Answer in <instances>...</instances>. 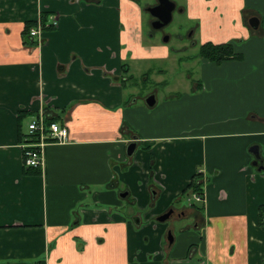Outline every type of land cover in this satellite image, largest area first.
Here are the masks:
<instances>
[{
	"label": "crops",
	"instance_id": "0c3cea01",
	"mask_svg": "<svg viewBox=\"0 0 264 264\" xmlns=\"http://www.w3.org/2000/svg\"><path fill=\"white\" fill-rule=\"evenodd\" d=\"M180 3L199 20L201 45L231 41L242 57L221 65L180 58L204 63L192 83L203 92L199 102L147 112L129 86L143 78L147 85L156 71L140 78L133 71L138 62L169 56L168 47L147 42L139 0H0V264H264V0ZM42 16L59 25L38 44L24 32ZM218 74L229 77L230 92L209 99L204 78ZM209 108L248 115L208 123ZM42 115L67 127L69 139L47 147L44 170H28L22 145ZM131 143L137 149L128 158ZM196 166L204 209L177 210H200L202 223L186 215L192 225L167 247L165 226L146 221L180 200ZM148 182L158 192L151 214ZM201 226V246L191 238L179 249Z\"/></svg>",
	"mask_w": 264,
	"mask_h": 264
},
{
	"label": "rangeland",
	"instance_id": "374dc122",
	"mask_svg": "<svg viewBox=\"0 0 264 264\" xmlns=\"http://www.w3.org/2000/svg\"><path fill=\"white\" fill-rule=\"evenodd\" d=\"M176 3L177 9L173 13V20L172 22L165 27L163 30H158L154 36L149 37L147 36V42L152 41L155 43H160L167 48V53L169 56V59L166 60H158V61H141L138 62L135 66V69L133 71L134 75L137 78L142 77V75L147 73L148 70L154 69L156 72L151 77V82H149L147 85L137 83H131L129 88L130 90L134 91L135 96L134 99L137 100V107L142 108L146 110L147 112H152L155 109L162 110L163 105H167L168 103L175 104L177 107H183L188 106L191 104H194L196 102H199L200 98L199 96L203 93L201 90L199 91H192V83L193 80H201V76L203 72L205 71L202 64H204L201 61H184L183 63H179L178 60L180 58L184 59L188 56L191 57V55H195L198 53L199 48L201 46V40L199 38V35L196 32L195 37L194 33L192 32L194 30H197V25L199 20H191L188 13L184 10L182 4L183 0H172ZM142 7H145L147 5L151 6L157 3V0H139ZM144 29L145 32L148 34V32L151 29L150 25V15L144 13ZM192 34V36H190ZM169 37L170 40L168 43L164 42V38ZM231 42V41H228ZM163 71L160 75L157 74V71ZM208 81L210 88V97H212L211 93L213 91L216 97H222L223 93L225 91L230 92V84L228 76H223L221 74H218L217 76L213 77H205L203 84ZM161 82H165L164 85L159 84ZM207 83V82H206ZM155 95L156 97V105L154 107H149L146 103V100L148 96ZM226 96V95H224ZM230 96V95H229ZM229 96L227 98H224L223 100H230ZM208 99V101H209ZM205 100V99H204ZM229 106L231 107V103L229 102ZM208 114H210L208 123H219V122H233L237 120L238 118L246 117L248 115V110H237V109H224V110H218L216 109H208ZM163 114L159 115V118L162 117ZM32 119L28 118L25 123L27 127V124ZM172 121V119H170ZM207 121V120H206ZM28 130V128H27ZM171 131V130H170ZM168 131V132H170ZM176 134H182L181 131L175 132ZM166 135H170V133H165ZM187 136H195L194 130L187 131ZM175 135V134H174ZM177 143V141H174L173 144ZM198 145V144H197ZM175 149L176 146L172 145ZM156 147V146H155ZM128 149V148H127ZM127 149H126V155H127ZM143 148H138L141 151ZM250 150V149H249ZM176 152L179 154L184 155V152L176 149ZM129 158V157H128ZM186 158V156H185ZM187 159V158H186ZM197 156L192 157V160L190 161V164L193 165L196 163ZM201 165V164H200ZM140 166V165H139ZM194 171V174L192 176L195 177L200 173V167L196 166ZM123 188V185L121 186ZM182 193H185L183 191ZM192 196V193L189 192L188 194H185L184 196H180V200L174 201L170 204L169 209H172L173 207L175 209H179L182 206H186L187 208H190V201L189 197ZM207 197V196H206ZM91 201V198H90ZM90 205L87 203L86 206H82V208L79 207L81 210L89 209ZM151 210H152V206ZM197 207H201L199 204H197ZM196 209V208H195ZM166 210V211H167ZM161 212V213H155L156 215L164 216L167 214V212ZM165 213V214H164ZM159 216V217H161ZM204 216V214H203ZM157 223V221H155ZM202 222H200L201 224ZM188 225H192V221L189 220H182V219H170L166 222L159 223L161 226H165L164 234L166 238H169V236H180V232L183 228H185ZM203 237H204V226H201V228L193 233L191 237H186L184 241H179V249H181L183 246H185L186 249H188L189 243H191V238L194 245L201 246L203 243ZM184 242V244L182 243ZM191 247V246H189ZM196 260V259H195Z\"/></svg>",
	"mask_w": 264,
	"mask_h": 264
},
{
	"label": "built area",
	"instance_id": "2783aa9c",
	"mask_svg": "<svg viewBox=\"0 0 264 264\" xmlns=\"http://www.w3.org/2000/svg\"><path fill=\"white\" fill-rule=\"evenodd\" d=\"M81 1V0H76ZM59 21L55 16H50L46 22L40 20L37 25L29 30V37L37 42L42 43L45 30L56 28ZM69 139V130L67 127L57 122L47 123L44 115L36 118L28 126V131L22 145L23 160L26 169H45L46 150L51 144H64ZM194 203L206 204V191L202 194H193L190 198Z\"/></svg>",
	"mask_w": 264,
	"mask_h": 264
},
{
	"label": "trees",
	"instance_id": "16d2710c",
	"mask_svg": "<svg viewBox=\"0 0 264 264\" xmlns=\"http://www.w3.org/2000/svg\"><path fill=\"white\" fill-rule=\"evenodd\" d=\"M44 19L46 20V16H44ZM42 21H43V16H42ZM32 24L33 23L28 24V26L25 28V32H24L25 38L28 37L29 30L31 28L29 25H32ZM33 25L35 26L36 24H33ZM241 57H242L241 54L236 51V49L231 44V42L219 44V45L208 42V43L201 45L199 48V52L196 55L191 56L190 59L191 60L202 59V60H205L213 64L221 65L227 61L241 59ZM137 83H138V80H137ZM53 122H58V120H56L55 118L47 119L48 124L53 123ZM200 177H201L200 174L193 177L190 184L187 186L185 192L190 191L191 193L202 194L204 192V189H203L202 182H199ZM263 219H264V208L261 207L260 224H264Z\"/></svg>",
	"mask_w": 264,
	"mask_h": 264
},
{
	"label": "flooded vegetation",
	"instance_id": "af4514ba",
	"mask_svg": "<svg viewBox=\"0 0 264 264\" xmlns=\"http://www.w3.org/2000/svg\"><path fill=\"white\" fill-rule=\"evenodd\" d=\"M158 4V0H157V3L156 4H154V5H151V6H149V5H147V6H145V7H143V10H144V13H146V14H148V15H150V13L149 12H147L146 11V9H148V8H151V7H154V6H156ZM177 9V8H176ZM150 25H151V29H150V31L148 32V36L149 37H152V36H154L155 35V33L158 31V30H155L154 28H153V22L155 21V18H153L151 15H150ZM164 28H162V29H159V30H163ZM195 31H193L192 32V34L194 33ZM192 34H190V36H192ZM165 38H169V37H165ZM164 38V39H165ZM169 40H170V38H169ZM148 81H150L148 78H146ZM144 80H145V78H143V80L141 79V82H144ZM152 95H150V96H148V98L147 99H149L150 97H151ZM155 96V95H154ZM155 99H156V97H155ZM146 102H147V100H146ZM157 102V101H156ZM147 185H149L150 187H151V183L150 182H148L147 183ZM150 194H149V200H148V204L146 205V209H147V212L148 213H152L153 211H154V209H155V207H156V205H157V194H158V192H157V190L155 189V187L154 186H152L151 188H150ZM186 190V189H185ZM184 190V191H185ZM190 191H188V192H185V193H182L181 195L182 196H184L185 194H188ZM125 194V195H124ZM121 195H124V196H126L125 198H127L128 199V197L130 198V199H134V197L133 196H131L130 197V193L129 192H123ZM124 198V199H125ZM129 199V201L131 202V200ZM189 201H190V203H191V207H196L197 209H199L200 207H197V204H199L201 207H203V209H204V204L203 203H194V202H192L191 201V199H190V197H189ZM150 206H152V210H151V207ZM181 209V208H180ZM183 209H185V210H177V209H169V210H167L166 212H167V214L166 215H169V214H171L170 215V217L167 219V220H170V219H183L186 215H192V218L193 219H195V226H198V221L200 222L201 221V219H202V215H201V212H200V210H198V211H196V212H189L188 214H187V211H186V208H183ZM165 214V213H164ZM152 217L148 220V221H146L147 223H149V222H151L152 224H154V225H159V223H163V222H166L167 220H165V221H163V222H160V221H158V219L159 218H161L162 216L161 215H156V216H153V215H151ZM159 216H161V217H159ZM165 216V215H164ZM134 220V219H133ZM136 223H139V218H135V220H134ZM155 221H157V223L155 222ZM174 242H175V237L173 236V235H171V236H169V238H165V244H166V246L167 247H172L173 245H174ZM166 247V248H167Z\"/></svg>",
	"mask_w": 264,
	"mask_h": 264
},
{
	"label": "water",
	"instance_id": "95a60500",
	"mask_svg": "<svg viewBox=\"0 0 264 264\" xmlns=\"http://www.w3.org/2000/svg\"><path fill=\"white\" fill-rule=\"evenodd\" d=\"M176 8H177V5L172 0H158V4L156 6L146 9V11L149 12L153 18H155V21L153 22V28L155 30H159V29L167 27L173 20V13L176 10ZM250 25L252 28L257 29L259 26L258 19L254 18L253 20H251ZM164 42L168 43L169 38H165ZM146 103L149 107L151 108L154 107L156 105L155 96L152 95L149 99H147ZM136 149H137V144L131 143L127 149L128 157H132ZM251 152L257 158V161L254 163V165H257L258 159L260 158L259 148L253 147L251 148ZM124 195H121V197L125 198L126 196ZM170 215L171 214L162 216L161 218L158 219V221L163 222L167 220L170 217Z\"/></svg>",
	"mask_w": 264,
	"mask_h": 264
}]
</instances>
